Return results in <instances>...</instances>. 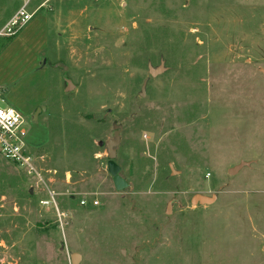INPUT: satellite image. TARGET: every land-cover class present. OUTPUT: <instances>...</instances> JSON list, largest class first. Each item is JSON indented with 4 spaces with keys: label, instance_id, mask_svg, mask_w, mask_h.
<instances>
[{
    "label": "rangeland",
    "instance_id": "374dc122",
    "mask_svg": "<svg viewBox=\"0 0 264 264\" xmlns=\"http://www.w3.org/2000/svg\"><path fill=\"white\" fill-rule=\"evenodd\" d=\"M22 4L0 0V28ZM35 9L46 68L0 104L24 114L39 174L0 153V264H264V0Z\"/></svg>",
    "mask_w": 264,
    "mask_h": 264
},
{
    "label": "built area",
    "instance_id": "2783aa9c",
    "mask_svg": "<svg viewBox=\"0 0 264 264\" xmlns=\"http://www.w3.org/2000/svg\"><path fill=\"white\" fill-rule=\"evenodd\" d=\"M32 0H23V4L13 13L3 27L0 28V38L15 35L27 25L37 12L30 11ZM3 102L0 96V103ZM27 127L24 114L13 106L0 104V153L1 155L25 169L29 175H38L36 157L28 148L26 141ZM46 203H51L46 201ZM98 202H95L97 204ZM85 204V201H83Z\"/></svg>",
    "mask_w": 264,
    "mask_h": 264
},
{
    "label": "crops",
    "instance_id": "0c3cea01",
    "mask_svg": "<svg viewBox=\"0 0 264 264\" xmlns=\"http://www.w3.org/2000/svg\"><path fill=\"white\" fill-rule=\"evenodd\" d=\"M35 17H33V19L27 25L20 29L13 40L5 48L0 50V92L3 93L4 97H6L10 103H14L15 101L9 96V94L7 96L8 88L5 86L6 84L14 86L20 75L26 71L28 72L31 68L39 69L41 71L46 68L43 58L44 55L42 54L45 52L48 46V17L46 14L42 13L37 18V23L34 24L33 21ZM24 35H28V37L25 38ZM10 52L15 53L17 56H21V59L19 57V61L21 62L19 64L20 67L17 66L13 61H10L9 64L8 62H3L4 58L7 57V54ZM41 61L45 66H39ZM11 62L13 66L11 65ZM4 64H6V66ZM8 97H10L14 102H11ZM36 106H30L29 109H33ZM33 113L34 110L32 111V114Z\"/></svg>",
    "mask_w": 264,
    "mask_h": 264
},
{
    "label": "water",
    "instance_id": "95a60500",
    "mask_svg": "<svg viewBox=\"0 0 264 264\" xmlns=\"http://www.w3.org/2000/svg\"><path fill=\"white\" fill-rule=\"evenodd\" d=\"M163 69H164L163 63L156 68L151 66L150 67V73H151V75H157ZM262 72L264 73V69H262ZM68 83H69V85L67 87V90H69V89H71V87H73V84L71 83V81H68ZM119 135H120V131L116 130L114 138L108 139L105 143L102 141L100 142L101 145H105L107 148V151L109 153V157L111 158L109 165H110V170L112 172H115L113 158L116 156V147L120 143V136ZM246 163H248V162H241L240 165L235 166L234 168L230 169V172L233 173V172L237 171L240 167H242ZM115 182L119 188H121L125 184L122 181V179L119 178L118 176H115ZM215 201H216V195H214V194L213 195H206L203 193H196L195 195H193V197L191 199V203L194 205L213 204ZM71 259H72L73 264H78V262L80 261V255L78 253H73L71 255Z\"/></svg>",
    "mask_w": 264,
    "mask_h": 264
},
{
    "label": "trees",
    "instance_id": "16d2710c",
    "mask_svg": "<svg viewBox=\"0 0 264 264\" xmlns=\"http://www.w3.org/2000/svg\"><path fill=\"white\" fill-rule=\"evenodd\" d=\"M14 37L15 36L7 37L6 38L7 40L1 45L0 50H2L3 48H5L13 40Z\"/></svg>",
    "mask_w": 264,
    "mask_h": 264
}]
</instances>
